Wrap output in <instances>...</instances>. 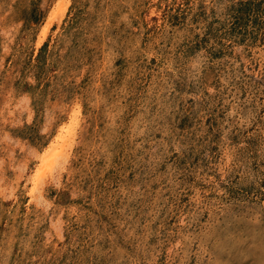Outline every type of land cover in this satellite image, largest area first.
<instances>
[{"label":"rangeland","instance_id":"1","mask_svg":"<svg viewBox=\"0 0 264 264\" xmlns=\"http://www.w3.org/2000/svg\"><path fill=\"white\" fill-rule=\"evenodd\" d=\"M0 264H264V0H0Z\"/></svg>","mask_w":264,"mask_h":264},{"label":"bare ground","instance_id":"2","mask_svg":"<svg viewBox=\"0 0 264 264\" xmlns=\"http://www.w3.org/2000/svg\"><path fill=\"white\" fill-rule=\"evenodd\" d=\"M59 7H60V5H59ZM72 125H74V124L72 122H70L69 125H66V126H64L63 128H61L59 130L57 138L55 137L56 138L55 143H52V145H50V148L47 151H45V153L41 157L40 161L44 164L41 167V170L44 172L43 175H45V173L47 171H49V168L51 167L50 166L51 164L49 165V163H48V162H50L49 160L51 159V157H52L53 161L56 162L57 158H60V157H62L64 155L65 148L68 149L66 147L68 145V144H66V141H67V139H69V137H71L69 135L72 132ZM47 168H48V170L46 171L45 169H47ZM39 175H41L39 172H35V174L33 175V179H35L34 181H37L38 178L39 179L41 178V176H39Z\"/></svg>","mask_w":264,"mask_h":264}]
</instances>
